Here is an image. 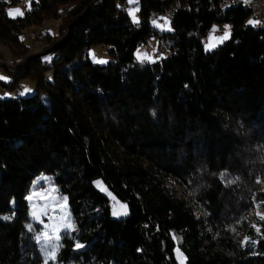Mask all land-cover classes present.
Wrapping results in <instances>:
<instances>
[{
    "label": "trees",
    "instance_id": "16d2710c",
    "mask_svg": "<svg viewBox=\"0 0 264 264\" xmlns=\"http://www.w3.org/2000/svg\"><path fill=\"white\" fill-rule=\"evenodd\" d=\"M17 1L0 0V46L27 55L0 81V264H45L24 199L40 175L67 198L74 226L47 264H178L177 251L185 264H264V220L253 215H264V27L251 11L139 0L132 24L127 0H33L10 19ZM167 10L171 31L160 33L154 17ZM220 25L228 40L206 52ZM24 31L42 53L28 54ZM151 36L159 51L137 61ZM92 46L105 65L88 58ZM26 78L35 92L22 98L12 90ZM97 179L126 204L124 219L110 217Z\"/></svg>",
    "mask_w": 264,
    "mask_h": 264
},
{
    "label": "rangeland",
    "instance_id": "374dc122",
    "mask_svg": "<svg viewBox=\"0 0 264 264\" xmlns=\"http://www.w3.org/2000/svg\"><path fill=\"white\" fill-rule=\"evenodd\" d=\"M32 1L33 0H18L15 4L7 6L5 9L7 17L10 19L23 17L25 12L30 7V3ZM127 3L130 6L129 10L126 12L129 20L131 21L132 24H138L140 21L139 0H127ZM11 9H19L23 13V15L16 16L15 18L10 17L8 13L9 10ZM69 9H70L69 6H65L60 10V12L64 15L68 12ZM59 22L60 21H55L54 25H58ZM45 26L48 32H55L54 30H52L53 28L49 25V23L45 24ZM152 27L155 28L160 33H168L171 31L169 22H165L164 24L153 23ZM214 29L221 32V35L218 37H222L226 31L229 33L225 25L216 26L214 27ZM31 33L33 34V32ZM210 37H215V36L212 35L207 36V44L209 43ZM20 40L25 46L29 47L28 54L32 56L36 55L38 52L43 51V48L45 46L43 43L32 42L31 36L29 37V31H24L20 37ZM227 40H224L223 42ZM223 42L218 43L215 48H217ZM207 44L204 45V49L206 52H211L212 50L215 49L213 48L210 50H206ZM160 45H161L160 40L157 36L149 37L147 43L145 45H142L141 47H138L137 50L135 51L134 53L135 59L139 61L137 59V53L139 52L146 56L151 57V61H153V55L157 51H159ZM86 53L88 54V58L94 64H98L100 66L105 65L109 60V56L107 52H100V46H92L87 50ZM53 56H54L53 53H47L46 55L43 56V60H51ZM98 56H100L99 60H103L105 61V63L103 64L97 63L96 61H98L97 60ZM24 57H18V56L11 57L8 51H6L5 48L0 46V67H1L0 77L4 78V79H0V81L5 83L11 82L14 79V76L10 75L9 73H13L16 69L14 62L18 60L19 61L18 64H20L21 62H23L22 60L24 59ZM44 77L47 80L51 79L49 70H45ZM29 84L32 86L30 90L28 86ZM25 89H28L29 91H25ZM16 90L20 92L19 97L22 98L29 97L35 92V82L32 79H27V78L21 79L14 85V89L12 91H16ZM8 97H9V90L2 89L0 86V100L8 99ZM258 185H259L258 186L259 190H261V192L264 193V180H261L258 183ZM93 186L98 192H100L109 200L111 218L124 219L127 216V215H119V216L113 215L114 210L123 211V208L121 206L122 205L126 206V204L121 203L115 197V195L107 188V186L104 184V182L101 179L95 180L93 182ZM30 196L32 197L31 200L28 199ZM24 199L27 201L28 204L29 217L31 222L30 227L28 228L36 230V226L39 227V232L36 235V241L39 245L44 262L47 261L48 263L54 261L55 259L53 260L51 256L53 253L56 254V250L58 248L59 239L56 238L57 235H59L62 231H71L74 228L69 216L68 206L62 207V205H64L65 203L67 205V200L65 201V197L59 194L56 187L50 182V178L43 175L36 177L35 180L31 183L29 190L25 195ZM254 208H256L255 204H254ZM34 211L38 214L39 219L33 216ZM253 215L254 216L258 215L256 209H254ZM68 225H72V227H68ZM57 229H59V232L56 231ZM185 261L186 260L184 255L181 252L177 251V263L185 264Z\"/></svg>",
    "mask_w": 264,
    "mask_h": 264
},
{
    "label": "snow or ice",
    "instance_id": "6c2138e0",
    "mask_svg": "<svg viewBox=\"0 0 264 264\" xmlns=\"http://www.w3.org/2000/svg\"><path fill=\"white\" fill-rule=\"evenodd\" d=\"M9 16L15 18L16 16H21L23 15V13L19 10V9H11L9 10ZM250 24L254 23L253 21H249ZM213 31H215V29H213ZM229 38V33L226 31L225 34L222 37H210L209 43L206 45V50H210L213 49L217 46L218 43L223 42L224 40H227ZM137 59L141 62H144L145 60L151 61V57L146 56L142 53H137ZM97 63H105V61L103 60H98L96 61ZM0 79H4L3 77H0ZM25 91H29L28 89H25ZM29 200L32 199V197L30 196L28 198ZM67 198H65L66 201ZM62 207H67L66 203L64 205H62ZM123 208V211H113V215L114 216H119V215H127V209L126 206H121ZM258 215L260 216V219L264 220V215H261L258 213ZM33 216L36 217L37 219H39L38 214L34 211L33 212ZM68 227H72V225H68ZM255 227V226H254ZM57 232H59V229L56 230ZM257 231L259 232V229H257ZM46 235V234H45ZM57 239H59V235H57L56 237ZM83 247V245H77V248ZM51 258L54 260L55 259V254L53 253ZM45 264H47V261H45Z\"/></svg>",
    "mask_w": 264,
    "mask_h": 264
},
{
    "label": "built area",
    "instance_id": "2783aa9c",
    "mask_svg": "<svg viewBox=\"0 0 264 264\" xmlns=\"http://www.w3.org/2000/svg\"><path fill=\"white\" fill-rule=\"evenodd\" d=\"M264 0H221L220 2V8L227 7L231 5V3H248L249 5H252L254 8V13H256L258 17V21H264V11H262L261 5ZM123 10H128V5H123ZM169 13H174L173 10H167L164 13L158 15V17H154L155 21L163 23V17H168ZM231 28V26H229ZM210 32H216V37L220 36V33L217 31H210ZM206 42V40H204ZM160 53H157L155 55V58H158ZM12 65V63H11ZM17 64H15L16 66ZM1 68V67H0ZM1 70V69H0Z\"/></svg>",
    "mask_w": 264,
    "mask_h": 264
},
{
    "label": "bare ground",
    "instance_id": "6f19581e",
    "mask_svg": "<svg viewBox=\"0 0 264 264\" xmlns=\"http://www.w3.org/2000/svg\"><path fill=\"white\" fill-rule=\"evenodd\" d=\"M123 5H126V4L125 3L122 4V9H123ZM234 5H242L243 7H246L247 9H249L251 11L250 17L252 18V21L254 22V23H252V26L255 29H259L261 27H264V21H258V17L256 15V13H254V8L252 7V5H249L248 3H231V5H229L227 7H222V9L230 8V7L234 6ZM172 18H173V13H169V16L168 17H163V22L169 21ZM156 22L159 23V24H162L161 22H158V21H156ZM210 34L216 37V32H209V35ZM18 62L19 61L17 60L14 63L15 64H18Z\"/></svg>",
    "mask_w": 264,
    "mask_h": 264
},
{
    "label": "crops",
    "instance_id": "0c3cea01",
    "mask_svg": "<svg viewBox=\"0 0 264 264\" xmlns=\"http://www.w3.org/2000/svg\"><path fill=\"white\" fill-rule=\"evenodd\" d=\"M261 8H262V11H264V1L262 2ZM28 86H29V85H28ZM29 90H30V89H29Z\"/></svg>",
    "mask_w": 264,
    "mask_h": 264
}]
</instances>
